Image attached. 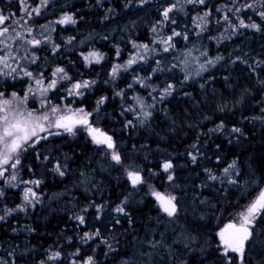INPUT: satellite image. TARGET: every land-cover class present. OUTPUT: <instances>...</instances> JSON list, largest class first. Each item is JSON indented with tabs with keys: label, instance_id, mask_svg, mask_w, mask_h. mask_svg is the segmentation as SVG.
I'll use <instances>...</instances> for the list:
<instances>
[{
	"label": "trees",
	"instance_id": "1",
	"mask_svg": "<svg viewBox=\"0 0 264 264\" xmlns=\"http://www.w3.org/2000/svg\"><path fill=\"white\" fill-rule=\"evenodd\" d=\"M174 3L165 20L164 9ZM262 4L52 0L53 20L69 14L76 23L57 22L50 44L35 51L37 65L48 77L62 67L70 78L64 87L90 82L68 104L90 114L88 123L111 136L114 147L97 145L81 125L71 133L42 132L14 155L0 177V264H86L88 257L92 264H264V211L242 262L239 253L225 254L219 246L224 226L238 224L239 213L264 190ZM240 20L259 30L240 27ZM168 37V44L161 42ZM90 52L103 59L85 60ZM137 53L144 59L112 75ZM26 83L0 78V97L24 96ZM169 85L171 94H164ZM44 104L59 105L54 92ZM165 163L172 165L167 171ZM128 172H138L143 182L133 186ZM29 188L36 198L25 201ZM152 190L176 198L173 216L159 208Z\"/></svg>",
	"mask_w": 264,
	"mask_h": 264
},
{
	"label": "snow or ice",
	"instance_id": "2",
	"mask_svg": "<svg viewBox=\"0 0 264 264\" xmlns=\"http://www.w3.org/2000/svg\"><path fill=\"white\" fill-rule=\"evenodd\" d=\"M146 0H140V3H145ZM178 2V0H177ZM197 2L200 4L204 3V0H187V3H193ZM23 3V0H22ZM47 3V0H41V6L45 5ZM256 4H262V0H256ZM264 6V4H262ZM177 7V4L174 3L170 7L165 8L163 11V17L165 20L169 18V13L172 12ZM245 8H254L255 4H245L243 5ZM25 11L27 12V6L25 5ZM231 11V9H229ZM236 12H239L240 9H235ZM32 12H35L36 14H39L40 8H34L31 12H27L29 16L32 15ZM208 13H205V16H207ZM259 16L264 19V11L259 12ZM203 20V18H199ZM8 20V17L0 14V25H3L5 21ZM224 20L228 21L230 23L229 17L227 15L224 16ZM59 23H76L75 19L69 15L65 14ZM240 27H250L253 29L259 30V25L256 23H250L245 24L243 20H240ZM9 29L7 27H4L2 30H0V36H3L7 34ZM30 32L31 29H28ZM153 31H155V28H153ZM19 35V34H17ZM173 35H180L179 33H173ZM172 37H168L167 40L161 41L162 43L168 44L169 41H171ZM29 43L33 45H39L41 43L40 40L33 39L29 41ZM134 48H144L147 49V45H136L133 44ZM167 51V48L165 49ZM117 55H119V50H117ZM94 59L96 62H99L101 59H103L102 55L91 52L87 56L84 57L85 60H88L89 58ZM137 57L140 60H143L144 57L139 55V53L136 54V56L130 58L126 65H115L112 69V75L115 76L117 72L123 67L127 68L131 66L132 64L137 62ZM7 57H0V62H5ZM217 59H221V57H217ZM208 63H213V61H208ZM8 65L5 63V67ZM204 65H201V68H203ZM15 71V69H13ZM63 73V76H61V79H70L67 74L64 72L63 68H57L55 72H53V76H56L57 74ZM26 75L31 76V73H26ZM37 84H40L41 81L37 80ZM91 83H95V81H92ZM57 84L56 79H52L51 82L48 84L47 88L43 89V92H47L49 89L54 88ZM90 82L89 81H83L74 83L72 85V89L69 90V95L75 94V95H81L82 93L79 91L81 88H87L89 87ZM131 87V85H129ZM171 88L172 86L169 85L167 88L164 89V94H171ZM43 92L41 93L43 95ZM117 95H122V93H117ZM0 96H3V93H0ZM13 98L16 97V93H12ZM27 99V97H25ZM105 98L101 97L100 100L97 102L98 104H103ZM12 101L8 99L0 100V113H3L0 115V146H2V150H0V165H8L9 162L13 159L14 154H17L22 146L31 140L33 137H36L37 140L40 138L38 136V132H46L50 128H62L65 131L72 132L73 127L75 125H87L88 126V132L92 136L93 141L97 145H106L107 148L112 149L114 147L112 137L106 135L105 133L101 132L98 128H93L86 118V116H81L77 118L75 115H59L56 116V113L59 111L57 107H52L51 112L55 116V120H50L49 115L45 114L43 116H36L34 117L32 113L27 114V118H24L23 113L19 112L18 110H12L11 109ZM10 111L12 112L11 118H10ZM80 113H83V109L78 110ZM131 111V109H129ZM145 117L150 116V112H144L143 113ZM90 115V114H88ZM41 121L47 122V127L45 126V123H42ZM131 124V121L128 122ZM218 127H223L221 124ZM232 131L234 132H240L239 128H234ZM49 134H52L49 132ZM120 155L116 153L115 151L112 152V160L116 161L117 163L120 162ZM193 162H195L196 157H192ZM17 164H19V159L16 158L15 163L11 164V167L14 169L16 168ZM235 166V161H233L232 164H230L227 168H225L224 174L227 175L231 168ZM164 170L167 171L172 167L171 163H165L163 165ZM55 170L59 172L60 175H64V172L61 171L60 165L57 164L55 166ZM7 169L0 168V177H4L5 172ZM210 172V170H207ZM128 177L131 180V183L133 186L142 183V177L138 172H128ZM210 179L215 180L217 179L216 176L210 175ZM169 180L172 179V176L169 175ZM16 180V175H11L10 179L8 180L9 183L11 181ZM30 183L39 184V181H32ZM229 183H235L234 180H230ZM0 195H3L2 190H0ZM153 195L156 196L157 200L160 201L162 210L167 213L168 216H173L177 211V206L174 203L175 197H165L159 192H153ZM30 196L33 198H36V193L32 191V189H27L24 193V200L30 201ZM13 211L12 209H9L8 212ZM117 212H124L123 207H117ZM264 211V190L260 191L258 197L251 202L245 211L239 213V223H230L225 226L223 230L220 232V239L224 245V252L227 254L229 250L233 252H237L240 254L241 262L243 261L244 256V248H245V242L250 239V237L253 234V228L257 217L261 214V212ZM4 217L0 216V219H3ZM79 219L80 223L84 222V218L77 217ZM99 233H95V235H98ZM85 236L87 237L88 234L85 233ZM91 238V237H89ZM60 253H55L53 257H50V259H54L58 257ZM86 264H92V257H88V260Z\"/></svg>",
	"mask_w": 264,
	"mask_h": 264
},
{
	"label": "rangeland",
	"instance_id": "3",
	"mask_svg": "<svg viewBox=\"0 0 264 264\" xmlns=\"http://www.w3.org/2000/svg\"><path fill=\"white\" fill-rule=\"evenodd\" d=\"M50 2L52 4V0H47V3L41 6V0H23V3L22 0H0V14H3L8 17V20H6L3 25H0V30H2L4 27H7L9 29L7 34L0 36V57H7L5 62H0V78L8 77L27 81V83L25 84L26 89L24 90V96L16 94L15 98H13V96L4 98L0 97V100L8 99L12 101V104L10 106L11 109L18 110L19 112L23 113L24 118H27L28 113H32L34 117L43 116L47 114L49 115L50 120L54 121L55 116L52 114L51 108L57 107L59 111L56 113V116L75 115L77 118L81 116H86L88 120L90 115H88L86 111L83 110V113H80L78 110H80L81 108L76 107L74 103L70 105L68 104V98H73V94L69 95V90L72 89V86L64 87V84L66 83L67 79H61L63 73L53 76V72H55L57 68L62 67L57 66L54 71L50 72V76L48 77L49 72L42 71L38 67L37 59L34 56L35 51L37 49L43 51L45 50L44 47L50 44V36L54 34L57 27L56 25L58 24L57 22L61 20L57 19L58 21H56L52 19L53 14H51V10H49V6L51 5ZM25 5L27 6V12H31L32 9L39 7V14L32 12V15L29 16L25 11ZM63 24L65 25V23ZM28 29H31V31L29 32ZM33 39L40 40L41 43L39 45H33L29 43V41ZM29 53L32 55L29 56ZM89 59L92 58L90 57ZM5 63L8 65L7 67H5ZM13 69H15V71H13ZM26 73H31L32 75L29 76L26 75ZM52 79L57 80L56 86L54 88L49 89L47 92H43V89L48 87V84L51 82ZM37 80H40L41 83L37 84ZM42 92L43 95L41 94ZM51 92L55 93L56 100L59 105H54L50 107L44 104L45 98H47L51 94ZM25 97H27V99H25ZM31 97H35L37 101L30 99ZM29 101L40 104L31 107L28 104ZM62 102L63 104H61ZM2 114L3 113H0V115ZM9 115L11 118V111ZM41 122L45 123V126L47 127V122ZM80 127L81 125H75L73 127V131H77ZM40 133L42 132H38V134ZM34 138L35 137H33L28 142L33 141ZM28 142H26L21 149H23ZM0 150H2V146H0ZM5 166L6 165H0V168L3 169ZM153 192H159L165 197H173L172 195L166 194L158 190H152V195ZM153 196L156 198L155 195ZM156 201L157 205L162 210L160 201H158L157 198ZM174 203L176 204V201H174ZM252 238L253 235L248 241L245 242L244 253L248 252L249 248L247 244L251 241ZM219 246L223 248L224 252V245L221 239H219ZM228 252L233 253V251L231 250H229Z\"/></svg>",
	"mask_w": 264,
	"mask_h": 264
},
{
	"label": "flooded vegetation",
	"instance_id": "4",
	"mask_svg": "<svg viewBox=\"0 0 264 264\" xmlns=\"http://www.w3.org/2000/svg\"><path fill=\"white\" fill-rule=\"evenodd\" d=\"M58 48H59V46H58ZM0 52H1V50H0Z\"/></svg>",
	"mask_w": 264,
	"mask_h": 264
}]
</instances>
